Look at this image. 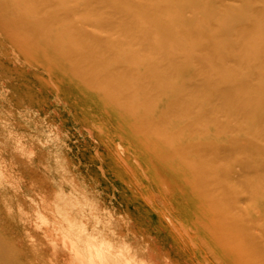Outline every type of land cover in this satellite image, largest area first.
I'll return each instance as SVG.
<instances>
[{
	"label": "bare ground",
	"instance_id": "1",
	"mask_svg": "<svg viewBox=\"0 0 264 264\" xmlns=\"http://www.w3.org/2000/svg\"><path fill=\"white\" fill-rule=\"evenodd\" d=\"M115 1L0 0V116L53 134L16 162L15 142L0 152L16 171V237L0 212V264H264V160L242 155L257 135L238 124L259 118L254 99L225 110L234 92L210 90L217 73L168 54L162 8L145 20L107 10ZM259 1L250 12L263 17ZM190 2L180 28L202 11Z\"/></svg>",
	"mask_w": 264,
	"mask_h": 264
},
{
	"label": "rangeland",
	"instance_id": "2",
	"mask_svg": "<svg viewBox=\"0 0 264 264\" xmlns=\"http://www.w3.org/2000/svg\"><path fill=\"white\" fill-rule=\"evenodd\" d=\"M187 1L190 2V0H179L185 8ZM218 1H191L190 3L197 2L196 5L201 7L202 11L207 7V10L216 9L218 12L214 16H209L202 11L198 12L196 15L191 16V20L194 22L184 25L183 28L178 27L176 21L182 17L189 18L190 14L186 9L181 10L182 4L180 3L164 2L162 0H116L115 3L118 4H114L113 7L107 6L106 9L114 10L116 5V7L120 6L123 10L129 12L132 10H136L137 13L141 11L145 16V20H148L151 17L157 19L160 8H162V13L166 12L165 14L169 17L162 34V38L168 39L166 45V50L169 51L168 54L177 57L191 72L202 64L211 74L217 73L219 80H208L207 84L210 85L212 91H215L216 88L232 89L234 92L233 98L223 97L218 100V103L228 112L236 113L240 95L254 99L251 108L259 113V118L239 117L238 124H241L244 128V138L249 137L247 132L250 135H257L251 137L252 141L255 142L251 144V148L246 146L241 153L247 156H258L256 159H259L257 161V164H259L264 160V93H262L264 92V75L260 74L264 73V61H262L264 60V16L257 17L250 12V9L261 8L263 3L259 0H246L245 4L249 5L247 8L240 0H226L225 3L231 4L233 9L224 12L218 9L220 8ZM254 19L257 22L253 28L244 32L237 30L240 23L254 21ZM113 20L116 25H123L122 21L125 22L118 13H115ZM145 20L140 21L133 29L145 30L148 27V22ZM94 26L98 28L95 24ZM185 28L189 30L197 29L201 34L198 36L187 35L183 38L179 31ZM207 43L210 45H205ZM206 46H208V49L205 48ZM257 55L259 58H257ZM236 93L237 95H235ZM0 117V152L2 153V149L7 148L10 142H15V149L12 152L15 162L16 153L23 152L27 154L31 150L39 149L43 146L40 143L53 136V134L51 136L49 134V137L44 135L42 139L40 135H36L33 129L24 125L17 113L16 120L8 119L3 114ZM10 149L12 150L13 147H10ZM9 153L10 150L0 159V191L4 195L0 198V212L2 217L6 218L4 224L7 225L6 227L11 223L12 228L14 225L15 234L11 233L6 237L14 238L16 237V171L10 167L9 160L12 157H9ZM252 162L254 163L253 159ZM27 206H29V202H27ZM29 209V207L24 209L28 216L32 215ZM12 243L16 244V239L12 240ZM13 244V248L16 249Z\"/></svg>",
	"mask_w": 264,
	"mask_h": 264
}]
</instances>
